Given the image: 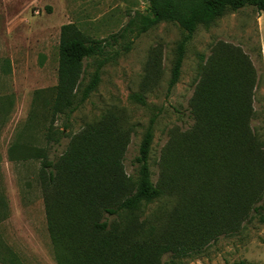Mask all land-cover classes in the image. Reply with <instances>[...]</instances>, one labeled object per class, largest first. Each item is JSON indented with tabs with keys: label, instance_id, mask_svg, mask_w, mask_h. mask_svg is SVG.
I'll return each mask as SVG.
<instances>
[{
	"label": "rangeland",
	"instance_id": "rangeland-1",
	"mask_svg": "<svg viewBox=\"0 0 264 264\" xmlns=\"http://www.w3.org/2000/svg\"><path fill=\"white\" fill-rule=\"evenodd\" d=\"M149 12L145 0H0L1 264H59L49 225L56 193L44 163L67 157L85 131L105 125L121 132L122 144L120 151L103 157L111 159L104 161L101 181L122 177L134 185L138 177L134 160L152 125V179L165 189L138 212L111 220L119 229L127 228L131 219L143 222L145 228L152 222L158 227L157 240L171 232L172 217L195 207L199 182L191 174L202 135L196 132L191 110L202 68L216 54L221 58L229 49L240 50L246 66L255 71L253 125L264 139V12L251 6L228 10L212 24L198 26L186 45L180 80L172 89L177 47L188 34L178 23L162 21L140 36L134 32L120 39L110 48L113 58L102 66L99 84L85 103L70 119L56 115L62 27L72 24L83 37L107 39L136 14ZM129 41L133 42L126 49ZM97 65L92 59L85 63V84ZM56 133L59 143L53 140ZM83 211L79 213L85 238H100L92 230L93 222H104L108 215L97 205ZM248 217L235 231L218 229L200 253L177 257L174 263L264 264V223L258 219L248 223ZM171 258L172 253L165 254L159 264H172Z\"/></svg>",
	"mask_w": 264,
	"mask_h": 264
},
{
	"label": "trees",
	"instance_id": "trees-1",
	"mask_svg": "<svg viewBox=\"0 0 264 264\" xmlns=\"http://www.w3.org/2000/svg\"><path fill=\"white\" fill-rule=\"evenodd\" d=\"M145 1L150 5L149 14H136L126 27L107 39L83 37L72 24L62 27L59 83L54 89L56 115L60 113L70 119L85 103L99 84L102 66L113 58L110 48L129 34L135 32L140 36L162 21L176 22L188 33L177 47L169 85L172 89L181 77L186 45L199 25L212 24L228 10L251 6L264 12V0ZM132 42L124 47L129 49ZM215 57L202 68L191 110L196 132L202 135L197 140L199 150L193 154L191 174L199 182L195 207L173 216L171 232L161 234L160 240L156 239L158 227L152 222L145 228L143 222L131 219L127 228L119 229L111 218L134 214L142 205L164 194V187L152 179L153 126L145 134L134 160L138 166L134 185L122 177L111 182L101 181L100 177L104 161L111 159V156H107L108 160L103 157L120 151L121 132L115 133L107 125L87 130L67 157L46 159L44 163L49 171L50 187L56 193L49 225L59 264H159L168 253H172L170 262L175 264L177 257L200 253L216 237L218 229H239L247 214L248 223L252 219L264 223V139L253 125L256 73L246 66V57L240 50L229 49L224 57L217 54ZM91 59L98 65L90 82L85 84L82 72ZM156 64L155 60L150 63L152 68ZM60 138L56 133L53 140L59 143ZM92 204L109 219L94 221L93 232L103 237L87 240L79 212Z\"/></svg>",
	"mask_w": 264,
	"mask_h": 264
}]
</instances>
